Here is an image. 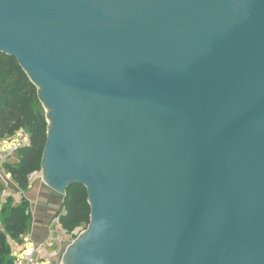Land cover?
Wrapping results in <instances>:
<instances>
[{
  "label": "water",
  "instance_id": "obj_1",
  "mask_svg": "<svg viewBox=\"0 0 264 264\" xmlns=\"http://www.w3.org/2000/svg\"><path fill=\"white\" fill-rule=\"evenodd\" d=\"M0 52L87 189L63 264H264V0H0Z\"/></svg>",
  "mask_w": 264,
  "mask_h": 264
},
{
  "label": "trees",
  "instance_id": "obj_2",
  "mask_svg": "<svg viewBox=\"0 0 264 264\" xmlns=\"http://www.w3.org/2000/svg\"><path fill=\"white\" fill-rule=\"evenodd\" d=\"M22 131L29 135L30 145L19 150L18 164H5L4 168L18 187L27 191L31 176L42 171L48 123L37 86L17 58L0 52V140H10ZM57 218L69 234L90 224L91 206L84 186L67 189ZM0 221L5 227V232L0 231V264H15L10 241L24 243L22 236L32 224L29 201L23 199L20 205H14L9 199L2 208Z\"/></svg>",
  "mask_w": 264,
  "mask_h": 264
},
{
  "label": "crops",
  "instance_id": "obj_3",
  "mask_svg": "<svg viewBox=\"0 0 264 264\" xmlns=\"http://www.w3.org/2000/svg\"><path fill=\"white\" fill-rule=\"evenodd\" d=\"M21 160L19 151L9 154L0 152V218L3 206L10 199L14 205H20L23 199L30 203L32 224L27 237L36 244H44L43 249L36 253L38 258H49L52 264H62L70 236L77 232L67 233L61 226L58 213L62 207L64 196L52 191L44 182L41 173H36L30 180V187L22 191L12 180L7 179L9 173L4 168L5 164H18ZM0 231L5 232V227L0 221ZM13 252H21L24 245L10 241ZM22 264H28L23 262Z\"/></svg>",
  "mask_w": 264,
  "mask_h": 264
},
{
  "label": "built area",
  "instance_id": "obj_4",
  "mask_svg": "<svg viewBox=\"0 0 264 264\" xmlns=\"http://www.w3.org/2000/svg\"><path fill=\"white\" fill-rule=\"evenodd\" d=\"M6 143H9L10 145H12V147L10 149H5ZM29 145H30L29 135L22 131V132H19L14 138L10 139L9 142L0 140V152L12 154V153L19 151L21 148L29 146ZM32 176L30 180L32 179ZM7 179H12V176L9 174L7 176ZM84 227L85 226H82L81 228H79L77 232L73 233V235H75L76 237L80 236L83 233L82 229ZM26 235L22 236L24 240L23 250L19 253L13 252L12 256L15 258V264H22L23 262H27L28 264H52L49 258H38L36 256V253L38 252V250L43 249L45 245L34 243Z\"/></svg>",
  "mask_w": 264,
  "mask_h": 264
},
{
  "label": "rangeland",
  "instance_id": "obj_5",
  "mask_svg": "<svg viewBox=\"0 0 264 264\" xmlns=\"http://www.w3.org/2000/svg\"><path fill=\"white\" fill-rule=\"evenodd\" d=\"M43 108H44V112H45V116H46V119H47V116L49 114V111H48V108H46V106L44 104H42ZM50 122V120H48ZM6 141H10V140H6ZM41 176L43 177V173H41ZM89 228V225H85V227L82 229L83 232H86ZM76 236H70L69 239H68V242H70L71 244L74 243L76 241ZM63 264V263H62Z\"/></svg>",
  "mask_w": 264,
  "mask_h": 264
},
{
  "label": "bare ground",
  "instance_id": "obj_6",
  "mask_svg": "<svg viewBox=\"0 0 264 264\" xmlns=\"http://www.w3.org/2000/svg\"><path fill=\"white\" fill-rule=\"evenodd\" d=\"M12 147V145H10L9 143L5 144V149H10Z\"/></svg>",
  "mask_w": 264,
  "mask_h": 264
},
{
  "label": "flooded vegetation",
  "instance_id": "obj_7",
  "mask_svg": "<svg viewBox=\"0 0 264 264\" xmlns=\"http://www.w3.org/2000/svg\"><path fill=\"white\" fill-rule=\"evenodd\" d=\"M40 173H43V171H41ZM79 237V236H78ZM78 237H76V238H78Z\"/></svg>",
  "mask_w": 264,
  "mask_h": 264
}]
</instances>
